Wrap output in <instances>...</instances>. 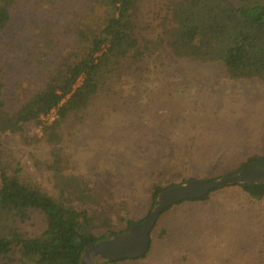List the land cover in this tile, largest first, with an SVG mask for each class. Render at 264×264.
I'll use <instances>...</instances> for the list:
<instances>
[{
	"label": "trees",
	"instance_id": "trees-1",
	"mask_svg": "<svg viewBox=\"0 0 264 264\" xmlns=\"http://www.w3.org/2000/svg\"><path fill=\"white\" fill-rule=\"evenodd\" d=\"M73 1L0 0V264H79L87 245L145 220L161 191L264 161L254 154L227 173L193 175L190 158L174 156L171 145L139 219L131 218L129 207L116 212L125 197L114 194L113 179L95 166L102 157L86 176L58 182L57 166L83 130L103 127L119 111L122 123L145 112L169 78L180 79L179 68L213 64L231 79L264 82V0H85L83 12L72 9ZM53 109L55 118L45 122ZM9 138L32 149L31 173L6 145ZM48 174L54 181L38 188V178ZM263 200V185L234 184L169 205L144 256L103 264H262L259 239L225 242L221 255L216 215L230 206L254 218Z\"/></svg>",
	"mask_w": 264,
	"mask_h": 264
},
{
	"label": "rangeland",
	"instance_id": "rangeland-1",
	"mask_svg": "<svg viewBox=\"0 0 264 264\" xmlns=\"http://www.w3.org/2000/svg\"><path fill=\"white\" fill-rule=\"evenodd\" d=\"M231 1L242 5L251 0ZM84 3L85 0H74L71 7L83 12ZM178 70L180 79L165 78L168 84H163L159 97L150 102L145 112L133 113L122 123L123 111H119L103 127H88L80 132L72 153L63 155L57 166L61 169L57 172V181L75 182L86 176L96 158L102 157L101 163L95 166L108 172L113 179L114 194L125 197L123 209L116 212L125 213L129 207L131 218L139 219L150 207V183L156 169L170 154L171 145L175 149L174 156L183 160L190 158L193 175L227 173L254 154L264 155V82L231 79L224 69L213 64ZM129 120L135 122L131 127ZM127 136L130 139L126 142ZM5 142L22 155L31 173L33 163L28 152L32 149L12 138ZM43 179L38 178L37 186L46 190L48 180L54 181V178L48 174L46 180ZM230 208L226 206L225 211L216 215L223 227L221 239L225 246L219 247L221 255L227 251L228 243L225 242L238 244L239 240L255 242L256 239L260 240L256 243V256L260 255L259 251L264 253V200L256 206L254 218L251 214L243 215L242 211H230ZM158 256L155 252L152 258L156 260ZM237 264L242 263L238 261Z\"/></svg>",
	"mask_w": 264,
	"mask_h": 264
},
{
	"label": "water",
	"instance_id": "water-1",
	"mask_svg": "<svg viewBox=\"0 0 264 264\" xmlns=\"http://www.w3.org/2000/svg\"><path fill=\"white\" fill-rule=\"evenodd\" d=\"M257 163L262 166H255ZM234 184L264 186V161L251 162L240 172L211 181L189 179L184 183L161 191L153 203L149 215L141 223L132 224L127 231L106 235L101 241L87 245L79 264H103L122 259H137L144 256L150 246V233L164 208L182 200L198 199L209 192Z\"/></svg>",
	"mask_w": 264,
	"mask_h": 264
},
{
	"label": "built area",
	"instance_id": "built-area-1",
	"mask_svg": "<svg viewBox=\"0 0 264 264\" xmlns=\"http://www.w3.org/2000/svg\"><path fill=\"white\" fill-rule=\"evenodd\" d=\"M56 116V109L51 110L47 115L43 116V120L52 121Z\"/></svg>",
	"mask_w": 264,
	"mask_h": 264
}]
</instances>
